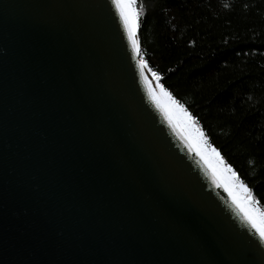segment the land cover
<instances>
[{"label": "water", "instance_id": "obj_1", "mask_svg": "<svg viewBox=\"0 0 264 264\" xmlns=\"http://www.w3.org/2000/svg\"><path fill=\"white\" fill-rule=\"evenodd\" d=\"M139 53L113 0H0V264H264Z\"/></svg>", "mask_w": 264, "mask_h": 264}, {"label": "trees", "instance_id": "obj_2", "mask_svg": "<svg viewBox=\"0 0 264 264\" xmlns=\"http://www.w3.org/2000/svg\"><path fill=\"white\" fill-rule=\"evenodd\" d=\"M139 57L264 210V0H134Z\"/></svg>", "mask_w": 264, "mask_h": 264}, {"label": "snow or ice", "instance_id": "obj_3", "mask_svg": "<svg viewBox=\"0 0 264 264\" xmlns=\"http://www.w3.org/2000/svg\"><path fill=\"white\" fill-rule=\"evenodd\" d=\"M113 3L120 11L121 19L123 20L125 29L128 32V38L133 44V50L139 52L137 41L134 38L135 28L138 26L136 20L137 13H135L134 11H125L126 8L131 9L134 0H113ZM161 95L166 96L170 103H174L170 94L162 92ZM153 100L157 104V106L165 112L166 117L171 122L172 116L169 115V111L165 107V105L161 104L160 99L156 95H153ZM212 152L215 153V149H213ZM233 176H235L234 173ZM213 178L214 180L216 179L215 171L213 172ZM223 186L225 187V190L229 192L230 196L232 197L233 203L241 211L244 218L260 234L261 239H264V210H260L255 207V201L251 198L247 187L243 183L230 186L227 182ZM241 193H243V195H241Z\"/></svg>", "mask_w": 264, "mask_h": 264}, {"label": "rangeland", "instance_id": "obj_4", "mask_svg": "<svg viewBox=\"0 0 264 264\" xmlns=\"http://www.w3.org/2000/svg\"><path fill=\"white\" fill-rule=\"evenodd\" d=\"M125 11L135 12L133 4L131 6V9L126 8ZM148 74L151 76L149 72ZM152 84L154 85L162 102L167 107L169 113L171 114L175 122L188 137L194 148H196L202 158L207 162L209 167L216 172V175L219 177L222 183L225 184L227 182L230 186L239 185L240 182H238L236 176H233L234 172L224 164L223 160L216 151L215 153L212 152L213 149L209 147L208 144L205 142L202 132L200 131L196 123L192 120V118L184 111L181 106H179L175 102L170 103L166 96L161 95V93L164 91L160 87L158 88L155 79L153 80ZM241 195H243V193H241ZM255 207H257L256 204Z\"/></svg>", "mask_w": 264, "mask_h": 264}, {"label": "bare ground", "instance_id": "obj_5", "mask_svg": "<svg viewBox=\"0 0 264 264\" xmlns=\"http://www.w3.org/2000/svg\"><path fill=\"white\" fill-rule=\"evenodd\" d=\"M167 108V107H166ZM196 149V148H195ZM205 161V160H204ZM206 162V161H205Z\"/></svg>", "mask_w": 264, "mask_h": 264}]
</instances>
